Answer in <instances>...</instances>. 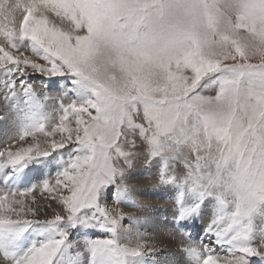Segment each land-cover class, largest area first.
<instances>
[{
    "label": "snow or ice",
    "instance_id": "obj_1",
    "mask_svg": "<svg viewBox=\"0 0 264 264\" xmlns=\"http://www.w3.org/2000/svg\"><path fill=\"white\" fill-rule=\"evenodd\" d=\"M0 37V264H161L133 179L164 264H264V0H0Z\"/></svg>",
    "mask_w": 264,
    "mask_h": 264
},
{
    "label": "rangeland",
    "instance_id": "obj_2",
    "mask_svg": "<svg viewBox=\"0 0 264 264\" xmlns=\"http://www.w3.org/2000/svg\"><path fill=\"white\" fill-rule=\"evenodd\" d=\"M10 2H11V0H10ZM0 39H2V37H0ZM25 54L30 55V52H25ZM38 62L43 63V61H38ZM37 80H43V77H40ZM17 127H18V122H17L16 114L13 111H11L5 105L4 100L2 98H0V148H2L6 142H10V138L16 133ZM57 138H59V137L57 136ZM30 139L31 138H29V141H30ZM40 139L42 140L43 137H40ZM142 168H143V164H141L139 166V169H142ZM135 169L138 170V167H136ZM52 174L54 175V171ZM45 175H47V173H45ZM33 182L35 183L36 181H33ZM131 183L135 184L133 181H131ZM152 183L153 182L150 181L149 185L146 186L145 191L147 194H149L150 197L154 195V200L150 201V203H152L154 205V207L152 209H150L147 214H141V213H134V214L140 216V219L147 218V217H150L153 215V216L157 217L156 220H162V219H166V218H170L169 220H171L172 219V216H171L172 212L169 213V211H170V207L174 208L173 204L171 203L170 205H168V208L165 207L167 205L166 200H169L167 198V194L160 189L156 190V189H153V187H150L152 185ZM108 206L110 208L116 207L111 202H109ZM58 208H60V207L57 205V210L56 209H54V210L60 211L61 209H58ZM167 209H168V211H166ZM125 211L132 212L133 210L126 208ZM162 212H164V213L167 212V213L163 214V215H159ZM126 220H124L122 222V225L125 229H131L133 233L137 229L138 230L141 229V227H137V229H136V226H134V225L132 227L128 226L126 228L125 225L128 224V221L125 222ZM163 223H165V222H163ZM168 227H170V224L168 225ZM197 227H199V226H197ZM156 229L157 228L154 229L155 232H156ZM159 248H160V250H159ZM163 249L164 248L158 247V252L163 250ZM159 254H160V252H159ZM165 255H167V254H165ZM171 258H174V256H172ZM175 258H177V257L175 256ZM162 260L163 259H161V261Z\"/></svg>",
    "mask_w": 264,
    "mask_h": 264
},
{
    "label": "bare ground",
    "instance_id": "obj_3",
    "mask_svg": "<svg viewBox=\"0 0 264 264\" xmlns=\"http://www.w3.org/2000/svg\"><path fill=\"white\" fill-rule=\"evenodd\" d=\"M40 83H41V80H36L35 82H34V86H37V87H39V85H40ZM51 94L52 95H58L59 94V89H53V90H51ZM65 102H67V101H65ZM141 164H138L136 167H138V170H140L139 169V166H140ZM138 170H136V169H134V171H138ZM53 175V174H52ZM136 185H138L139 187H142V188H146V186L147 185H149V183H150V180H148V179H141V180H135V179H133L132 180ZM157 190V189H156ZM38 195V200H37V203L39 204V203H42V201L39 199V194H37ZM142 199H144V200H147V201H152V200H154V195L153 196H149V194H147L146 193V195L145 196H143L142 197ZM171 203V201L170 200H166V206L165 207H167L168 208V205ZM174 206V205H173ZM54 209H56L57 210V205L56 204H54L53 205V208L52 209H48L47 211H48V217L50 218L51 217V215L53 214V212H54ZM58 209H60V208H58ZM166 211H168V209L166 210ZM167 212H165L164 214H166ZM157 219V217H155V216H150V217H147V218H143V219H140V222H139V224L138 225H134V226H136V229H137V227H141V229L139 230L140 232H142L146 237H149L150 239H149V243H156L157 245H158V247H161V248H164V249H166V251H167V255H163V256H161V254H157V258L159 259V260H161V259H163L162 261H161V264H164V260L165 259H168V260H171L172 258L170 257V255L172 254V256H174V258H175V256L177 257V250H178V247H176V249L174 248L175 246H181V244H180V240H179V238H176V239H173L171 236H169V235H167V234H165V239L164 238H162V237H158V236H156V232H155V228L156 227H158L159 229H158V231H163L164 232V229L166 228V227H168V225L169 224H166V223H163V222H165V221H168L170 218H166V219H162V220H156ZM128 221V224L127 225H125V227L127 228L128 226H130V227H132L133 226V224H132V222L130 223V221L129 220H126L125 222H127ZM169 222V221H168ZM151 225V226H150ZM197 226H199V225H197ZM196 225L194 226L195 227V230H196V232H198V234L200 233V226L199 227H197ZM192 233H193V231H192ZM132 243L134 244L135 243V239H133V241H132ZM159 250H160V248H159ZM165 258V259H164Z\"/></svg>",
    "mask_w": 264,
    "mask_h": 264
}]
</instances>
